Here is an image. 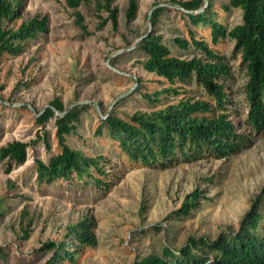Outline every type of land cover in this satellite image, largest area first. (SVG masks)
<instances>
[{
	"label": "rangeland",
	"instance_id": "374dc122",
	"mask_svg": "<svg viewBox=\"0 0 264 264\" xmlns=\"http://www.w3.org/2000/svg\"><path fill=\"white\" fill-rule=\"evenodd\" d=\"M203 1L207 5L208 0ZM95 3L72 10L64 0H23L13 23L17 27L37 15L46 16L48 31L28 41L22 54L0 59V147L14 140L29 144L23 165L5 174V165L0 163V205L4 209L0 251L6 253V257L0 256V264L49 263L53 251H36L48 241H60L67 226L85 219L93 220L95 246L83 248L74 262L59 264H131L160 253L163 247L178 250L190 237L213 240L222 232L237 231L252 202L264 197V136L250 134L245 122L247 73L240 55L233 51L232 40L209 46L230 67L225 84L230 119L239 132L250 135L249 144L239 153L148 168L129 160L105 134H97L99 118L109 113L126 119L136 112L157 111L181 98H198L200 89L191 84L179 94L161 95L154 105L147 103L143 94L152 95L169 84H161L142 69L137 47L152 31L173 55L189 59L200 53L192 46L182 50L175 39L189 41L192 28L196 37L209 42V27L193 28L182 9L169 0H138L136 16L128 22L127 0H115L117 29L110 22L98 28L99 17L105 19L107 13L97 12ZM212 3L215 19L227 28L241 23L239 9L224 11L220 7L226 0ZM157 7L163 11L151 28ZM75 12L82 15L86 33L76 26ZM137 85L141 86L136 89ZM55 98L65 108L86 106L67 144L88 157H101L103 175L92 170L93 176L84 182L73 175L71 180L51 185L37 183L36 160L47 162L60 150L54 119L37 121V113ZM94 178L107 187L100 188ZM196 189L204 191L199 207L188 216L174 215ZM23 211L32 218L26 240L21 238V227L26 224L21 219Z\"/></svg>",
	"mask_w": 264,
	"mask_h": 264
},
{
	"label": "trees",
	"instance_id": "16d2710c",
	"mask_svg": "<svg viewBox=\"0 0 264 264\" xmlns=\"http://www.w3.org/2000/svg\"><path fill=\"white\" fill-rule=\"evenodd\" d=\"M22 1L0 0V59L4 55L22 54L28 41L48 31L47 17L39 15L14 27ZM92 1L64 0V3L67 8L76 10ZM114 2L96 0L95 10L107 13V18L99 17L98 28L110 22L113 29H117L118 8ZM169 3L182 9L193 28L209 27V42L196 37L194 29L190 28V40L175 39V43L182 50L192 46L200 55L185 59L173 55L160 35L152 31L144 35L137 47L143 58L139 64L161 84L167 82L169 87L152 95L143 94V98L154 105L161 101V95L179 94L180 90L191 84L200 89L199 97L181 98L157 111L136 112L126 119L109 113L99 118L97 128V134H105L117 142L121 153L129 160L148 168H166L180 160L222 159L236 155L249 144L250 135L238 131L226 107L231 102L225 87L231 75L230 67L225 57L212 49L209 43L216 45L225 39L234 42L233 51L240 55L247 73L244 90L248 112L245 122L250 134L264 136V0H226L220 6L224 11H241V23L231 28L215 19L212 0H208L207 5L203 0H169ZM137 9L138 0H127L128 22L135 18ZM162 11L161 7L153 11L151 28L156 27ZM74 22L84 33L87 32L79 12H75ZM140 86L137 85L136 89ZM85 107L75 105L65 108L60 99L55 98L37 113L40 123L54 119L55 138L60 148L47 162L36 160V181L39 185L71 180L73 175L76 181L84 182L87 177L93 176L92 170L104 174L99 166L101 157H88L67 144V137L75 134ZM28 147V143L16 140L0 147V163L5 165V174L25 163ZM94 182L100 188L107 187L98 179L94 178ZM203 198L204 191L196 189L185 197L182 208L174 215L188 216L199 207ZM3 213L0 205V216ZM24 218L26 224L21 227V238L26 240L32 218L23 211L21 219ZM93 228L92 219L69 225L60 241H48L36 252L53 251V257L47 264L74 262L83 248L95 246ZM0 256L6 257V253L0 251ZM131 264H264V197L252 202L250 210L241 218L237 231L222 232L213 240L190 237L178 250L163 247L160 253L148 254Z\"/></svg>",
	"mask_w": 264,
	"mask_h": 264
}]
</instances>
